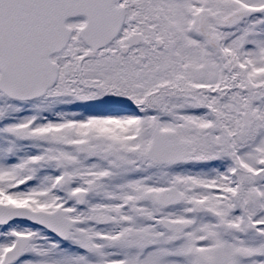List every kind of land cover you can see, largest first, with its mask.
Wrapping results in <instances>:
<instances>
[{"label": "snow or ice", "instance_id": "1", "mask_svg": "<svg viewBox=\"0 0 264 264\" xmlns=\"http://www.w3.org/2000/svg\"><path fill=\"white\" fill-rule=\"evenodd\" d=\"M0 264H264V0H0Z\"/></svg>", "mask_w": 264, "mask_h": 264}]
</instances>
